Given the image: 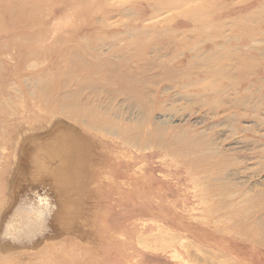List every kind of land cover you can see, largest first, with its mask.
Instances as JSON below:
<instances>
[{"label":"rangeland","instance_id":"1","mask_svg":"<svg viewBox=\"0 0 264 264\" xmlns=\"http://www.w3.org/2000/svg\"><path fill=\"white\" fill-rule=\"evenodd\" d=\"M0 14V264H264V0Z\"/></svg>","mask_w":264,"mask_h":264},{"label":"bare ground","instance_id":"2","mask_svg":"<svg viewBox=\"0 0 264 264\" xmlns=\"http://www.w3.org/2000/svg\"><path fill=\"white\" fill-rule=\"evenodd\" d=\"M10 9V8H9ZM7 13H8V11H7ZM0 17H1V14H0ZM5 45V44H4ZM95 49V51L94 52H91L92 54H101V51H100V48H98V47H95L94 48ZM102 51H104V50H102ZM96 56V55H95ZM12 58H13V56H12V53L9 51L8 53H5V60L3 61V69L5 68V70H9L7 67H6V64L8 65L10 62L8 61V60H12ZM6 60H7V63H5L6 62ZM104 62V61H103ZM2 62H0V64H1ZM1 66V65H0ZM145 67L142 65L141 66V68H140V70H142V69H144ZM181 69V68H180ZM133 70V69H132ZM184 70V69H183ZM183 70H181V71H183ZM178 71V70H177ZM171 72H173V75H175V72H174V69H172V71ZM178 74V73H177ZM0 75H2L1 77H0V105L2 104H4V103H6L7 105H8V107H9V102L10 101H12V98L14 97L13 95V91H12V87H13V81L12 80H7V81H5L4 79H5V77H4V75L1 73ZM28 80V79H27ZM44 80V79H43ZM46 81V80H45ZM13 82V83H12ZM39 82V81H38ZM38 82H37V84H38ZM40 83V82H39ZM15 84V83H14ZM43 84V83H42ZM194 84V82H192V83H189V84H183V83H175V84H172L171 86H170V88H172V89H181V88H188V87H190L191 85H193ZM29 85V84H28ZM37 86V85H36ZM20 90V89H19ZM75 103V102H74ZM79 104V103H78ZM76 105V104H75ZM64 106V105H63ZM79 106V105H78ZM77 106V107H78ZM86 106V105H85ZM71 107V106H70ZM74 107H76V106H74ZM5 108H7L6 106H5ZM90 108V107H89ZM2 109V108H1ZM64 109V108H63ZM62 109V110H63ZM78 109V108H77ZM84 109V108H83ZM86 109V108H85ZM84 109V110H85ZM2 111V110H1ZM22 112V111H21ZM64 113V112H63ZM24 114V113H23ZM65 114H66V112H65ZM70 114V113H69ZM89 114V113H88ZM7 116H4L3 115V119H2V121H0V130L2 129L3 130V137L5 136L6 138H7V136H9L10 135V131H11V129L13 130L14 129V127H13V121L11 122V116L13 115L12 113H9V112H7V114H6ZM67 115H68V113H67ZM80 114H78V116H79ZM87 115V114H86ZM23 117V116H22ZM232 119H236V117L234 118V117H231ZM3 122H5V124L3 125L2 123ZM167 130V129H166ZM175 130V129H174ZM173 130V131H174ZM169 132V131H168ZM196 134V133H195ZM7 135V136H6ZM11 135H12V133H11ZM26 136V135H25ZM199 138V137H198ZM193 139H195V138H193L192 137V139H189L188 140V138H186V141H184L186 144H188V143H190L191 144V142L193 141ZM1 140V139H0ZM8 140H9V138H8ZM181 140H182V138H181ZM197 141V140H196ZM1 142H2V140H1ZM200 143V142H199ZM74 150V149H73ZM65 151V150H64ZM63 153V152H62ZM66 155V154H65ZM209 155V154H208ZM207 155V156H208ZM83 157V156H82ZM235 161V160H234ZM229 162H232L228 157H224L223 158V160H222V165L224 164V165H226V164H228ZM4 170V165L2 164L1 166H0V171L2 172ZM264 184V183H263ZM10 189V187H7L6 188V190L8 191ZM2 190V192H3V186H0V191ZM253 191V190H252ZM1 193V192H0ZM259 193V195L261 196V195H263V192L262 191H260V192H258ZM3 194V193H2ZM5 195V196H4ZM4 195H2V196H4V197H8V194L6 195L5 193H4ZM221 195V194H220ZM245 195V194H244ZM241 198V197H240ZM239 198V199H240ZM1 200L2 199H4V198H0ZM243 199H241V201H242ZM239 201V200H238ZM1 204H2V202H0ZM9 204L7 205V209L8 210H12V204L10 203V201L8 202ZM258 203V202H257ZM1 204H0V206H1ZM231 204V203H230ZM3 208H4V206H2ZM6 207V206H5ZM255 208V207H254ZM255 209H257L258 210V208H255ZM251 210V209H250ZM1 211V210H0ZM1 213V212H0ZM254 213V212H253ZM261 214H264V213H261ZM11 216V215H10ZM261 217H264L263 215H260ZM259 216V217H260ZM11 218V217H10ZM243 219V218H242ZM245 219H246V217H245ZM258 219V218H257ZM12 220V219H11ZM259 221V220H258ZM261 221L262 222H264V219H261ZM247 222H249V221H247ZM253 222V221H252ZM253 223H255V222H253ZM261 225H263V224H261ZM254 227V226H253ZM263 228H264V226H262ZM262 238V237H261ZM260 238V239H261ZM9 242V241H8ZM187 245H188V243H187ZM190 245V244H189Z\"/></svg>","mask_w":264,"mask_h":264}]
</instances>
